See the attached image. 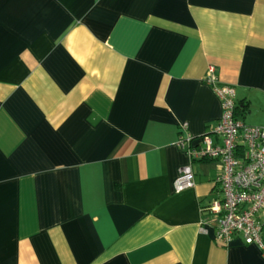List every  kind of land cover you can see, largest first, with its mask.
I'll return each mask as SVG.
<instances>
[{"label": "crops", "instance_id": "obj_1", "mask_svg": "<svg viewBox=\"0 0 264 264\" xmlns=\"http://www.w3.org/2000/svg\"><path fill=\"white\" fill-rule=\"evenodd\" d=\"M210 73L264 126V0H0V264H264L176 145L221 116Z\"/></svg>", "mask_w": 264, "mask_h": 264}, {"label": "built area", "instance_id": "obj_2", "mask_svg": "<svg viewBox=\"0 0 264 264\" xmlns=\"http://www.w3.org/2000/svg\"><path fill=\"white\" fill-rule=\"evenodd\" d=\"M205 81L220 100L221 116L200 136L189 132L187 122L181 123L176 145L190 161L216 160L221 165L216 177L219 190L207 206L213 239L227 245L240 234L264 257L263 224L258 216L264 211V126L250 125L237 117L233 85L219 82L213 73ZM193 185L194 172L188 163L180 167L173 188L180 192Z\"/></svg>", "mask_w": 264, "mask_h": 264}, {"label": "trees", "instance_id": "obj_3", "mask_svg": "<svg viewBox=\"0 0 264 264\" xmlns=\"http://www.w3.org/2000/svg\"><path fill=\"white\" fill-rule=\"evenodd\" d=\"M241 106H242L243 110H245V111L247 110V105L245 103L241 104ZM238 108H239V106H237L236 109H238ZM236 115H237V111H236Z\"/></svg>", "mask_w": 264, "mask_h": 264}]
</instances>
